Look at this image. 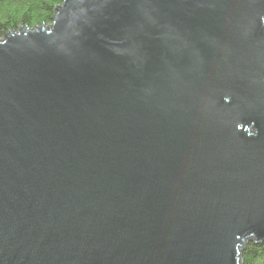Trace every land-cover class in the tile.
<instances>
[{
    "label": "water",
    "instance_id": "95a60500",
    "mask_svg": "<svg viewBox=\"0 0 264 264\" xmlns=\"http://www.w3.org/2000/svg\"><path fill=\"white\" fill-rule=\"evenodd\" d=\"M264 242V0H63L0 41V264H242Z\"/></svg>",
    "mask_w": 264,
    "mask_h": 264
},
{
    "label": "trees",
    "instance_id": "16d2710c",
    "mask_svg": "<svg viewBox=\"0 0 264 264\" xmlns=\"http://www.w3.org/2000/svg\"><path fill=\"white\" fill-rule=\"evenodd\" d=\"M63 0H0V37L21 26L34 28L53 22ZM242 264H264V242L247 240L241 251Z\"/></svg>",
    "mask_w": 264,
    "mask_h": 264
},
{
    "label": "rangeland",
    "instance_id": "374dc122",
    "mask_svg": "<svg viewBox=\"0 0 264 264\" xmlns=\"http://www.w3.org/2000/svg\"><path fill=\"white\" fill-rule=\"evenodd\" d=\"M17 30H18V29H17ZM7 33H8V32H6L5 34H7ZM5 34H4V35H5ZM4 35H3L2 37H0V41L4 38Z\"/></svg>",
    "mask_w": 264,
    "mask_h": 264
}]
</instances>
